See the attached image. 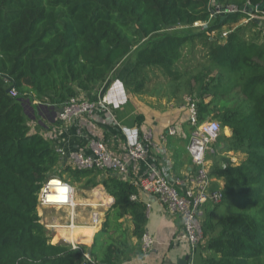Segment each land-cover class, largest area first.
Returning a JSON list of instances; mask_svg holds the SVG:
<instances>
[{"label": "trees", "instance_id": "1", "mask_svg": "<svg viewBox=\"0 0 264 264\" xmlns=\"http://www.w3.org/2000/svg\"><path fill=\"white\" fill-rule=\"evenodd\" d=\"M263 1L0 0V264H121L131 256L122 218H131L132 234L140 239L145 205L130 199L133 185L98 169L64 168L73 175L71 184L88 177L85 182H100L114 199L91 245L50 240L37 195L54 175L57 157L47 139L29 133L23 105V98H32L61 106L76 89L102 82L131 52L123 77L131 91L160 92L162 84L148 85L157 68L172 96L184 91L196 97L199 121H219L209 173L223 180L222 200L204 206L202 264H264V30L240 10ZM213 2L233 10L208 22ZM196 23L205 27L175 31ZM195 39L204 42L206 61L195 76H186L175 65ZM192 79L201 84L198 94ZM228 151L244 158L234 164L222 154ZM231 199L237 201L233 208L214 217Z\"/></svg>", "mask_w": 264, "mask_h": 264}, {"label": "crops", "instance_id": "2", "mask_svg": "<svg viewBox=\"0 0 264 264\" xmlns=\"http://www.w3.org/2000/svg\"><path fill=\"white\" fill-rule=\"evenodd\" d=\"M133 59L134 52H131L111 69L102 82L94 84L85 90L76 89L74 96L76 98L105 99L107 103L104 106L97 107L92 114L83 116L70 123H64L59 120L60 105L51 102H40L32 98L24 99L31 110L27 111L24 106L29 133L38 132L49 141L50 147L57 157V163L54 166L56 170L73 167L67 157L59 155L58 150L90 153L91 142L99 140L104 141L110 150L118 154L126 162L125 169L114 174L129 183L134 181L141 172L143 164L132 162L128 159L125 150V139L119 130V123L120 126L136 127L140 131H149L152 134V140L156 145L150 151L147 158L149 161L154 162L161 155H167L177 176L184 180L191 176L194 169L186 149L190 135L187 132V128L183 127V123L187 119V112L181 109L180 106L178 107L173 99L166 101L165 97L159 98L156 94H141L131 91L123 83V77L131 67ZM34 105H36V108ZM169 105H172L171 108H169ZM138 116L140 119L137 118ZM172 121L174 123L170 124ZM169 124L176 125L178 132L176 135L166 136L164 141L162 136H164L166 128L170 126ZM222 132L225 135L231 134V130L228 127H224ZM215 152L217 150L214 146H210L206 153L209 171L212 163L211 156ZM222 154L226 155L234 164L244 158V153L238 151H228ZM97 177L99 178V175ZM210 177L212 187H222L223 180L221 178L211 174ZM96 186L103 188L100 182ZM90 195L91 190H89L86 198L90 197ZM138 199L144 205L146 203L150 204L146 209L144 229L145 232L150 233L154 237L155 242L150 250H142L140 248V239L132 234L133 225L131 218L125 215L122 221L127 224L124 223L128 228V242L132 250L131 256L121 264H178L177 261L187 255L190 256L187 264H202L201 257L206 252L201 249V245L192 251L188 242L174 240L175 234L181 227L179 215L169 213L160 201L150 194L139 191ZM215 212L216 210L214 211V217H216ZM41 213L43 217L40 218V223L43 225L54 222L67 223L68 220L67 216L62 213L60 216L49 215L48 213L51 212L46 208L41 209ZM74 222L78 225L85 223H80L78 218ZM94 234L95 232L88 233L90 240L85 243L88 247L92 243Z\"/></svg>", "mask_w": 264, "mask_h": 264}, {"label": "built area", "instance_id": "3", "mask_svg": "<svg viewBox=\"0 0 264 264\" xmlns=\"http://www.w3.org/2000/svg\"><path fill=\"white\" fill-rule=\"evenodd\" d=\"M232 10L226 5L219 6L213 15H220ZM251 15L253 16V14ZM200 25L205 27L204 24ZM9 93L12 96H17L14 89H11ZM106 103L105 99L70 97L61 104L58 118L61 122L70 123L92 114L97 107L104 106ZM180 108L187 112V120L192 126L186 149L194 170L187 180L175 174L172 162L167 155H161L154 162L147 159L150 151L156 145L149 131H140L136 127L120 126L119 123L118 127L125 139L128 159L143 164L138 177L130 183L136 189L130 199L139 201L138 192L141 191L156 197L169 213L179 215L181 227L175 234L174 240L188 242L193 251L197 246H200L204 239L201 222L204 206L207 203L217 204L222 200L220 189L212 187L206 160V153L210 145L217 142L221 128L216 119L198 120L196 97L192 94L183 96ZM177 132V126L170 125L166 128L162 139L165 141L166 136L176 135ZM90 145V153L66 152L61 149L58 150V153L61 157H67L72 166L78 169H98L103 173L110 172L113 174L125 169L126 162L110 150L104 141H92ZM61 189L65 191L61 193ZM61 195H63L62 199L60 198ZM113 203V197L107 194L102 187L92 188L90 197L84 198L83 201L77 200L74 185L59 176H49L41 185L37 195V210L40 216V211L43 208L65 209L67 223L54 222L44 226L52 232L49 231L50 240L54 236L53 239L69 243L73 248L81 242L73 240L72 230L81 226H88L94 229L93 232H96L101 226L105 213ZM149 206V203L145 204V212ZM78 207H85L88 210V218L81 225L74 222L79 213ZM60 228L64 229L61 231ZM68 230H70V234L67 232ZM154 242V237L144 231L140 237V248L148 251L153 247Z\"/></svg>", "mask_w": 264, "mask_h": 264}, {"label": "rangeland", "instance_id": "4", "mask_svg": "<svg viewBox=\"0 0 264 264\" xmlns=\"http://www.w3.org/2000/svg\"><path fill=\"white\" fill-rule=\"evenodd\" d=\"M219 6H225V5L224 4H217L214 2L211 3L210 14H212V15H209L208 22H212L215 19L216 14L213 15V12L216 11V9ZM252 17L259 19L260 26L264 30V15L260 16L256 13V14H253ZM199 27H200V24L196 23V24H193L191 26H178L177 28H175V31L180 33V34H189L191 32L197 31L199 29ZM205 61H206V46H205L203 41H201L199 39H195L186 47L183 57L176 63L175 67L181 73H184L186 76H189V75L195 76V74L202 68V65L205 63ZM152 74H153V76L150 77L151 80L148 84L149 87H151V88L157 87V86H159V84L163 85L161 87L160 92H158L156 94V96L159 98L165 97L166 101L173 99L174 103L179 107L180 104L183 102V96L187 93L183 91V92L178 93L175 97L172 96L173 94L170 92L169 88L166 86L167 80L165 79V76L161 73V71L159 69L155 68V69H153ZM192 85H193V89H194L195 94L196 93L198 94L201 90V87H200L201 84L199 83V80L198 79H192ZM24 99L25 98H23V100ZM26 100H27V98H26ZM26 100L24 101L25 102L24 106L27 109V111H31L29 108L30 106L26 102ZM163 106L166 107L165 104H163ZM171 106L172 105H169V108H171ZM34 107L36 108V105H34ZM137 118L140 119L139 116ZM209 119H212V118L210 116H206L201 121L209 120ZM172 123H174V122L172 121L170 124H172ZM183 127L187 128V132L190 135V133L192 131V126L190 125V123L188 122L187 119L184 121ZM219 142H220V140H218L215 144H217ZM93 173L94 172L92 171L91 176L95 177V175H93ZM57 175H59L60 177H62L63 179H65L67 181L73 180V175L71 173H69L68 171H66V169H64V168L63 169L61 168L60 170H57V171L54 169V175H52V176H57ZM87 179H88V177H83V178H81L80 182L72 183L76 189V198H78V200L83 201V199L88 196L89 190L97 187L96 184L95 185H92V184L89 185V183L85 182ZM236 202L237 201L235 199H231L229 201L231 206L226 205V204L225 205L223 204L222 206H220L215 212L216 217H220V216H223L224 214H226V210L233 208V206L236 204ZM46 209H48L49 212H51V213H48L49 215L60 216L63 214L64 216H67L65 209H63V208H50L49 207ZM60 210H63L64 212L60 211ZM78 212H80V214L78 213L79 216L77 218L80 219V223L85 222V220L88 218V216H87L88 210L85 207H78ZM40 214H41V216L39 215V212H38L39 217L42 218L43 215H42L41 211H40ZM59 222H62V221H59ZM55 223H57V222H55ZM124 223L126 224V222H124ZM126 225H125V227H127ZM50 233H52V232L50 231ZM127 236H128V228H127ZM53 237L51 239L52 242L60 241L58 239H53ZM84 240L88 242L90 239H89V237H86ZM81 243L85 244L86 242L83 241Z\"/></svg>", "mask_w": 264, "mask_h": 264}, {"label": "bare ground", "instance_id": "5", "mask_svg": "<svg viewBox=\"0 0 264 264\" xmlns=\"http://www.w3.org/2000/svg\"><path fill=\"white\" fill-rule=\"evenodd\" d=\"M78 200V198H76ZM81 201V200H80ZM60 227V226H57ZM61 231L64 228H60ZM94 229L92 227H88V226H81L79 228L73 229L71 232V236L73 238V240H78L80 242H86L84 239L86 237H89L88 233H93ZM70 234V230L67 231ZM66 234V233H63ZM90 239V238H89Z\"/></svg>", "mask_w": 264, "mask_h": 264}, {"label": "water", "instance_id": "6", "mask_svg": "<svg viewBox=\"0 0 264 264\" xmlns=\"http://www.w3.org/2000/svg\"><path fill=\"white\" fill-rule=\"evenodd\" d=\"M264 8V1L256 6H250V5H244L240 8L241 11L248 13V14H256L259 12H262ZM222 14V13H221ZM220 14V15H221ZM7 92L9 91V89L6 90ZM190 259V256L187 255L182 259H179L177 261L178 264H187V261Z\"/></svg>", "mask_w": 264, "mask_h": 264}, {"label": "snow or ice", "instance_id": "7", "mask_svg": "<svg viewBox=\"0 0 264 264\" xmlns=\"http://www.w3.org/2000/svg\"><path fill=\"white\" fill-rule=\"evenodd\" d=\"M60 191H61V193H63L65 190L61 189ZM60 198L62 199L63 198V195H61Z\"/></svg>", "mask_w": 264, "mask_h": 264}]
</instances>
